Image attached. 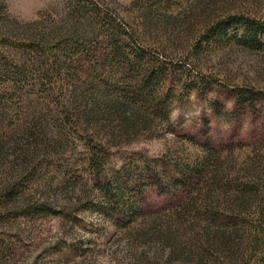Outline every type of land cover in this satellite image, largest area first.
I'll return each instance as SVG.
<instances>
[{
	"label": "rangeland",
	"instance_id": "1",
	"mask_svg": "<svg viewBox=\"0 0 264 264\" xmlns=\"http://www.w3.org/2000/svg\"><path fill=\"white\" fill-rule=\"evenodd\" d=\"M149 1L0 0V65L26 74L18 82L0 74V264H231L244 246L239 226L235 240L229 237V215L208 219L187 209L201 186L171 182L181 181L179 167L202 148L228 168L254 163L264 151V33L249 37L233 26L221 46L189 53L216 18L264 20V0H184L171 9L170 24L148 28L143 54L163 64L156 72L162 80L149 96L151 109L136 107V133L114 140L118 113L107 119L101 105L96 117L84 104L92 102L84 72L96 66L87 55L98 58L112 26L101 14L135 28ZM31 38L43 48H25L20 40ZM56 56L78 58L75 84L38 80L41 57L51 63ZM76 94L83 96L73 105ZM162 97L166 112L156 107ZM95 167L107 176L142 170L146 181L135 193L141 214L98 213L103 184L94 181ZM234 263L261 264L252 255Z\"/></svg>",
	"mask_w": 264,
	"mask_h": 264
},
{
	"label": "trees",
	"instance_id": "2",
	"mask_svg": "<svg viewBox=\"0 0 264 264\" xmlns=\"http://www.w3.org/2000/svg\"><path fill=\"white\" fill-rule=\"evenodd\" d=\"M183 2L184 0H150L140 8L141 10L137 11L136 17L140 21V26L136 25L135 28L130 27L128 19H116L111 14H101V20L109 19L113 22L112 26L104 29L101 37L103 52L96 59L94 54L87 55L86 62L95 60L96 66H94L95 69L84 72L86 75L85 85L90 89L92 98L88 97L92 101L91 106H88V102H84V104L86 103L90 108L89 113L97 115L96 117L99 115L97 108L101 105L105 108L104 113L107 115V119H111L113 115H116L114 113H118L121 129L113 135L114 140H120L125 135L136 133L135 125H139L141 121L136 107L140 106L143 109L142 107L148 105L151 109L154 101H149V96L152 92H156L158 84L162 80L156 75V72L163 64L150 63L145 59L146 55L143 54L147 29L152 26L158 28L170 24L169 22L172 21L171 9ZM153 14H158V16L152 17ZM233 26L242 29L249 37H254L256 33H264V20L262 19L239 13L226 15L216 18L206 25V28L204 27L189 53H196L197 49L201 48L209 49L221 46L223 42L227 41V32ZM78 37L80 36L75 35L76 39ZM4 38L5 40L9 39L8 36H4ZM20 41L25 48L31 51L36 52L43 48V45L35 38ZM46 58L41 57L40 68L37 71L39 72L38 80L41 81L43 78L54 84H60V81L67 79L71 82L74 81L75 84L77 71L82 70L78 58L71 56L66 58L67 60H61L56 56L51 58V63ZM187 58L192 57L189 55ZM191 62L192 59L187 63L190 65ZM22 70L21 66L9 67L7 62L0 65V74L4 76V82H18L19 76L25 74ZM131 73L135 77L130 78ZM245 90L248 92L246 97L250 99L251 92L248 91L249 89ZM81 96L83 95L76 94L72 97L71 103L76 104ZM81 103L83 102L79 104ZM169 104V100L162 97L158 100L156 107L160 112H166L169 110ZM60 109V112L66 117L65 109L63 107ZM72 109L77 113V106ZM70 116L75 115L71 114ZM99 142L103 145V142ZM93 155L94 152L89 155V159H94ZM218 158L217 152L206 147L202 148V152L198 156L190 158L179 167V169L181 168V181H172L171 183L176 185L189 182L201 186L196 196L190 198L185 206L187 209L192 207L197 211L205 212L210 215L208 219L212 218L211 214L215 215L214 217H217L218 214L229 215V231H231L229 237L232 241L237 236L238 226L245 232L244 246L234 259L229 260V263H234L235 259L239 262L245 256L252 255L255 258H260L261 264H264V151H256L253 158L254 163L239 168H228L225 162H219ZM258 166H261V169ZM136 169L137 171L135 170L133 174L119 171L107 176V174L100 173L98 167L92 168L91 173L95 175L94 181L103 184L98 190V213L109 211L115 213L119 218L130 217L131 219L141 214V210L135 202V193L139 187L142 190V184L145 183L146 178L141 169ZM147 179L149 180V178ZM131 194L134 197H131ZM210 223L209 221L206 226Z\"/></svg>",
	"mask_w": 264,
	"mask_h": 264
}]
</instances>
